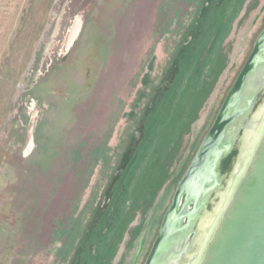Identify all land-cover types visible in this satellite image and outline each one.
Segmentation results:
<instances>
[{
  "label": "water",
  "instance_id": "1",
  "mask_svg": "<svg viewBox=\"0 0 264 264\" xmlns=\"http://www.w3.org/2000/svg\"><path fill=\"white\" fill-rule=\"evenodd\" d=\"M263 5L55 0L0 140V264H264Z\"/></svg>",
  "mask_w": 264,
  "mask_h": 264
},
{
  "label": "rangeland",
  "instance_id": "2",
  "mask_svg": "<svg viewBox=\"0 0 264 264\" xmlns=\"http://www.w3.org/2000/svg\"><path fill=\"white\" fill-rule=\"evenodd\" d=\"M55 0H0V140Z\"/></svg>",
  "mask_w": 264,
  "mask_h": 264
},
{
  "label": "flooded vegetation",
  "instance_id": "3",
  "mask_svg": "<svg viewBox=\"0 0 264 264\" xmlns=\"http://www.w3.org/2000/svg\"><path fill=\"white\" fill-rule=\"evenodd\" d=\"M261 11H264V5H263ZM261 13H262V12H261ZM263 32H264V25L261 27L260 31H259V32L257 33V35L255 36V39H254V41H253V43H252L251 50H250V52L248 53V55H247V57H246L244 63L246 62L247 58L249 57L251 51L253 50L254 43L256 42L257 38H258ZM263 57H264V53H263ZM244 63L242 64L240 70L242 69ZM240 70L238 71L237 75L239 74ZM237 75H236V77H237ZM236 77L234 78V80L236 79ZM234 80H233V82H234ZM233 82H232V84H233ZM232 84H231V86H232ZM231 86H230V87H231ZM228 90H229V89H228ZM220 106H221V105H220ZM217 111H218V110H217ZM216 114H217V112H216ZM215 116H216V115H215ZM214 118H215V117H214ZM220 165H221V163H220ZM219 170H220V167H219ZM182 204H183V199H182V203L180 204V207H179V209H178V213L181 212V210H182V209H181ZM190 208H192V207H190ZM153 214H154V211L152 210L151 213H150V217H151ZM146 223H149V222L146 221ZM145 231H146V228L143 230V233H142L141 236H140V240H139V248L137 249V254H139V252L141 251V247H142V244H143V239H144V233H145Z\"/></svg>",
  "mask_w": 264,
  "mask_h": 264
},
{
  "label": "trees",
  "instance_id": "4",
  "mask_svg": "<svg viewBox=\"0 0 264 264\" xmlns=\"http://www.w3.org/2000/svg\"><path fill=\"white\" fill-rule=\"evenodd\" d=\"M235 151H232L222 162L221 169L222 172L226 171L229 168L232 157L234 156Z\"/></svg>",
  "mask_w": 264,
  "mask_h": 264
}]
</instances>
